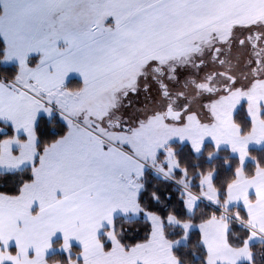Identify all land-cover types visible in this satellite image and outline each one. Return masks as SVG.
Here are the masks:
<instances>
[{
	"label": "snow or ice",
	"instance_id": "snow-or-ice-1",
	"mask_svg": "<svg viewBox=\"0 0 264 264\" xmlns=\"http://www.w3.org/2000/svg\"><path fill=\"white\" fill-rule=\"evenodd\" d=\"M0 264H264V0H0Z\"/></svg>",
	"mask_w": 264,
	"mask_h": 264
}]
</instances>
